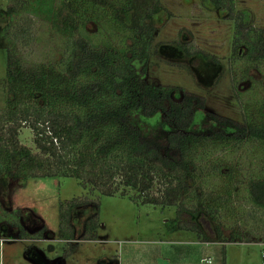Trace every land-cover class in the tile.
<instances>
[{
  "label": "trees",
  "instance_id": "trees-1",
  "mask_svg": "<svg viewBox=\"0 0 264 264\" xmlns=\"http://www.w3.org/2000/svg\"><path fill=\"white\" fill-rule=\"evenodd\" d=\"M26 1L13 0L9 11L16 12ZM59 2L54 25L70 40L58 65L29 62L16 52L14 42L27 43L29 39L26 20L10 31L6 108L0 112V176L74 177L90 192L107 196H125L126 188H131L137 191L131 196L137 201L175 206L173 229L204 234L211 242H244L242 236L222 239L221 229L214 230L211 224L224 209L235 213L229 203L239 182V169L225 163L224 171L215 174L212 189L205 182L207 187L196 182L210 159L220 163L248 142L264 150V99L246 102L242 121L208 112L220 128L210 133L191 131L196 112L205 109L206 99L176 85L147 82L142 76L151 55L156 18L173 15L162 0ZM201 3L208 10L218 8L224 18L234 21L232 58L247 62L241 75L244 78L252 62L264 60V29L249 25L246 13H235V0ZM91 21L109 31L104 40L84 33ZM171 43L187 58L220 63L193 35ZM157 115L168 129L166 135H145L135 118ZM24 126L33 129L36 150L21 141ZM261 173L250 178L247 192L248 202L264 213V166ZM155 183L160 186L157 193L152 191ZM84 206L86 209H81ZM99 206L100 199L88 195L60 203L61 234L70 242V250L75 239H96ZM256 210L249 215L264 223V216L259 218ZM194 212H200L203 225L194 219ZM86 213L84 232L77 237L73 221ZM15 224L21 228L18 219Z\"/></svg>",
  "mask_w": 264,
  "mask_h": 264
},
{
  "label": "rangeland",
  "instance_id": "rangeland-1",
  "mask_svg": "<svg viewBox=\"0 0 264 264\" xmlns=\"http://www.w3.org/2000/svg\"><path fill=\"white\" fill-rule=\"evenodd\" d=\"M12 1L0 0V112L5 110L7 98L6 46L13 39L10 31L17 23L26 20L30 25L28 42H14L16 52L29 62L58 65L66 56L70 40L54 25L60 0H27L26 6L11 13L8 5ZM162 2L173 15L168 18L165 13L156 18L151 55L142 75L144 80L176 85L206 99L205 109L196 112L191 131L210 133L220 128L208 112L242 121L244 104L264 99V60L252 62L247 76L241 78L248 64L245 59L232 58L233 20L224 18V13L216 7L206 9L201 0ZM234 10L246 13L248 24L256 30L264 29V0H235ZM83 31L97 41L104 40L109 32L94 21L88 22ZM192 35L199 46L216 54L220 63L187 58L171 43L177 39L188 40ZM135 122L145 135L160 138L168 130L161 115L136 117ZM20 139L36 150L31 127L21 129ZM223 160L217 163L210 159L207 163L215 166H205L196 184L206 185L205 182L212 189L215 174L224 171L223 165L227 162L239 169V182L229 203L235 213L224 209L210 222L214 230L221 229L222 239L242 236L244 242H211L205 240L204 234L173 229L175 206L137 201L131 198L137 193L131 188H126L128 195L107 196L98 191L90 192L74 177L23 179L1 175L0 237L16 240L4 245L0 264H113L115 261L119 264H264V223L260 219L255 222L249 215V211L256 209L248 202L247 192L250 178L263 174L264 150L248 142ZM159 188L155 183L153 193L159 192ZM82 195L100 199L99 227L96 239H75L70 250V242L61 234L59 206L61 202ZM256 212L259 218L264 216L262 210ZM200 215L194 212L193 217L202 224ZM87 218V213L77 220L73 218L77 237L84 232ZM16 219L21 228L15 224ZM69 250L71 254H67Z\"/></svg>",
  "mask_w": 264,
  "mask_h": 264
},
{
  "label": "built area",
  "instance_id": "built-area-1",
  "mask_svg": "<svg viewBox=\"0 0 264 264\" xmlns=\"http://www.w3.org/2000/svg\"><path fill=\"white\" fill-rule=\"evenodd\" d=\"M14 240H16V239H11V238H7V237H0V251H1V253H2V249H3L4 245L7 242H11V241H14Z\"/></svg>",
  "mask_w": 264,
  "mask_h": 264
},
{
  "label": "crops",
  "instance_id": "crops-1",
  "mask_svg": "<svg viewBox=\"0 0 264 264\" xmlns=\"http://www.w3.org/2000/svg\"><path fill=\"white\" fill-rule=\"evenodd\" d=\"M183 259H184V258H183ZM184 260H185V259H184ZM188 260H189V259H188ZM188 260H187V261H188ZM187 261H186V262H187ZM109 264H110V262H109ZM113 264H119V262H118V263H116V261H115ZM191 264H192V263H191Z\"/></svg>",
  "mask_w": 264,
  "mask_h": 264
}]
</instances>
